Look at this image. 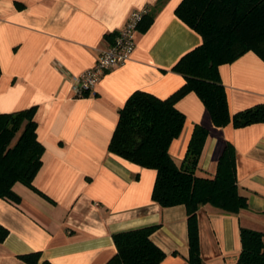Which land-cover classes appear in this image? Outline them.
<instances>
[{"label":"crops","instance_id":"obj_1","mask_svg":"<svg viewBox=\"0 0 264 264\" xmlns=\"http://www.w3.org/2000/svg\"><path fill=\"white\" fill-rule=\"evenodd\" d=\"M0 0V112L35 106L38 140L44 146L34 185L13 189L20 201L0 198V264H28L19 255L40 251L53 264H105L116 252L112 234L159 223L151 239L164 250L160 264H189L185 206L162 207L152 200L156 176L108 150L119 109L135 90L165 98L185 81L172 66L201 42L180 20V0ZM150 8L151 23L137 28L130 58L78 94L76 77L134 9ZM231 113L264 103V59L249 50L219 66ZM185 114L181 134L170 144L184 157L194 124L208 128L201 157L212 174L227 141L236 151L237 182L249 207L226 214L198 210L204 264H234L240 227L264 231V122L242 127L214 125L194 92L176 103Z\"/></svg>","mask_w":264,"mask_h":264},{"label":"trees","instance_id":"obj_2","mask_svg":"<svg viewBox=\"0 0 264 264\" xmlns=\"http://www.w3.org/2000/svg\"><path fill=\"white\" fill-rule=\"evenodd\" d=\"M165 0H158L160 6ZM176 16L194 30L201 42L180 56L172 70L184 83L160 98L144 90L133 91L119 109L108 150L131 162L156 171L152 200L162 207L186 209L189 264H204L200 250L198 210L209 205L226 214L249 207L248 195L237 182L236 151L227 141L212 174L203 172L200 157L208 128L194 124L184 157L174 158L169 147L184 127L185 114L176 107L179 99L194 92L210 112L216 126L242 127L264 122V103L231 113L219 66L252 50L264 59V0H180ZM150 8L138 27L152 21ZM35 106L0 112V198L20 201L13 189L22 183L50 199L34 185L42 165L43 144L38 140ZM159 223L112 234L116 252L105 264H160L165 252L152 239ZM7 234L0 226V240ZM241 249L234 264H264V231L241 226ZM28 264H53L40 251L20 254Z\"/></svg>","mask_w":264,"mask_h":264},{"label":"built area","instance_id":"obj_3","mask_svg":"<svg viewBox=\"0 0 264 264\" xmlns=\"http://www.w3.org/2000/svg\"><path fill=\"white\" fill-rule=\"evenodd\" d=\"M148 10L143 7L129 13L124 25L114 34L113 42L100 50L93 65L76 77L78 94L92 90L101 75L130 58L136 44L138 24Z\"/></svg>","mask_w":264,"mask_h":264}]
</instances>
